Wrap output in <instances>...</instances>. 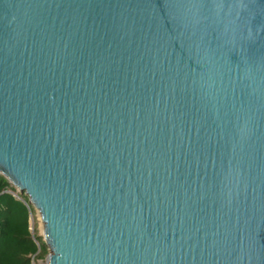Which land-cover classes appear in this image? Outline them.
Masks as SVG:
<instances>
[{"label":"water","instance_id":"95a60500","mask_svg":"<svg viewBox=\"0 0 264 264\" xmlns=\"http://www.w3.org/2000/svg\"><path fill=\"white\" fill-rule=\"evenodd\" d=\"M0 174L44 264H264V0H0Z\"/></svg>","mask_w":264,"mask_h":264},{"label":"trees","instance_id":"16d2710c","mask_svg":"<svg viewBox=\"0 0 264 264\" xmlns=\"http://www.w3.org/2000/svg\"><path fill=\"white\" fill-rule=\"evenodd\" d=\"M14 187L0 174V264H30L29 255L42 258L47 246L40 236L28 230L32 205L24 194L22 200L12 195Z\"/></svg>","mask_w":264,"mask_h":264},{"label":"rangeland","instance_id":"374dc122","mask_svg":"<svg viewBox=\"0 0 264 264\" xmlns=\"http://www.w3.org/2000/svg\"><path fill=\"white\" fill-rule=\"evenodd\" d=\"M16 193L17 195L23 194V192H19V191H16ZM40 229H41V221L39 219L37 212L33 209V211H31L28 216V230L30 232V235L32 237L33 235L40 236ZM47 252L44 254L42 258H37L36 256H34V254L29 255L28 257H29L30 264H44V258Z\"/></svg>","mask_w":264,"mask_h":264}]
</instances>
